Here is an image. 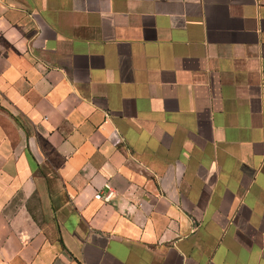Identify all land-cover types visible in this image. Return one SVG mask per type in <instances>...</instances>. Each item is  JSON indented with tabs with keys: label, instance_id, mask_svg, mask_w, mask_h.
I'll list each match as a JSON object with an SVG mask.
<instances>
[{
	"label": "crops",
	"instance_id": "1",
	"mask_svg": "<svg viewBox=\"0 0 264 264\" xmlns=\"http://www.w3.org/2000/svg\"><path fill=\"white\" fill-rule=\"evenodd\" d=\"M0 264H264V0H0Z\"/></svg>",
	"mask_w": 264,
	"mask_h": 264
},
{
	"label": "built area",
	"instance_id": "2",
	"mask_svg": "<svg viewBox=\"0 0 264 264\" xmlns=\"http://www.w3.org/2000/svg\"><path fill=\"white\" fill-rule=\"evenodd\" d=\"M106 192L103 195L101 192L95 195L96 200H102L105 203H110L115 197V192L111 189L110 186H105Z\"/></svg>",
	"mask_w": 264,
	"mask_h": 264
}]
</instances>
